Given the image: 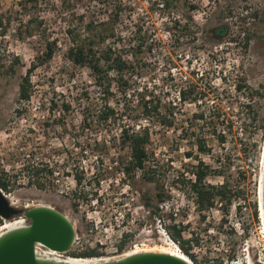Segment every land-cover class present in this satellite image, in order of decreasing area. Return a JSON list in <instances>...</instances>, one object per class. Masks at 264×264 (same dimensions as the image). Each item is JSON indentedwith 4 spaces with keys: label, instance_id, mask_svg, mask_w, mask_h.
I'll return each mask as SVG.
<instances>
[{
    "label": "rangeland",
    "instance_id": "1",
    "mask_svg": "<svg viewBox=\"0 0 264 264\" xmlns=\"http://www.w3.org/2000/svg\"><path fill=\"white\" fill-rule=\"evenodd\" d=\"M102 1L39 0L30 7L25 0H0V174L12 183L3 194L13 206L48 205L62 211L76 234L70 253L95 248L111 256L120 235L125 251L174 248L165 224L181 230L180 241L194 264L221 263L226 247L228 263L231 258L240 263L247 247L254 260L264 157V129L256 128L264 124V0H175L168 7H162L163 0H120L117 41L131 67L118 79L120 84L112 81L108 92L95 84L88 67L76 66L65 56L66 22L82 11L99 19ZM30 17L43 20L57 44L51 59L31 73L29 101L19 102L21 77L43 48L35 27L31 36L24 32ZM223 26L226 32L218 36L213 29ZM136 29L143 52L134 46ZM186 78L197 80V102L176 98ZM240 79L244 86L238 91L234 84ZM51 100L57 104L53 109ZM147 101L156 110L146 115ZM106 104L115 109L114 119L99 122L98 109ZM198 111L230 117L224 143L205 129L211 150L198 154L210 166L209 183L222 181L213 170L226 162L224 175L232 195L225 215L218 204L198 212L187 185L174 176L181 174L184 182L192 176L189 170L196 162L184 155L193 149L192 138L182 140L180 134ZM172 116V125L164 122ZM199 124L193 122L191 129ZM123 125L146 128L150 135L145 167L133 175L123 173L131 160L128 145L121 141ZM39 158L52 169L43 175L42 189L27 182V161ZM76 172L83 176L80 185L73 178ZM158 191L167 195L161 202ZM73 199L77 207L71 206ZM18 217L25 218L2 219L1 224Z\"/></svg>",
    "mask_w": 264,
    "mask_h": 264
},
{
    "label": "trees",
    "instance_id": "2",
    "mask_svg": "<svg viewBox=\"0 0 264 264\" xmlns=\"http://www.w3.org/2000/svg\"><path fill=\"white\" fill-rule=\"evenodd\" d=\"M39 0H25V5L35 6ZM175 0H163L162 7H168ZM103 7V13L99 19H95L93 15L87 16L85 11L79 13L75 19L66 22L65 34L68 39L67 47L65 50V56L76 66H86L90 69L92 77L97 86L102 87L105 91H109L111 83L113 80H117L120 84L121 77L125 69L131 67V64L125 61L118 46V35L116 33L117 26L120 20L121 1L120 0H104L101 3ZM194 8V5L190 6ZM35 21V23H34ZM34 23V24H32ZM2 25V19L0 17V27ZM35 30L39 31V38L42 43L43 48L40 49L35 54V60L31 62L29 67L26 69L25 74L21 77V80L18 84V96L17 100L19 102H27L31 97V73L36 68V66L46 63L51 59L55 52L57 38L52 36L48 29L46 28L43 20H35L31 17L27 19L25 27L27 28L26 36L33 35ZM226 27H216L215 32L218 36H223L226 32ZM137 30V29H136ZM135 30V37L133 38L135 48L139 52H143V44L140 41L141 35H138L140 31ZM21 29H17L18 37L22 38L23 33ZM146 31H144V35ZM144 38V37H143ZM246 36V41L248 40ZM138 40V41H137ZM130 56H133L134 53H129ZM120 81H119V80ZM244 79L238 80L234 84L236 90H241L244 86ZM179 91V99L184 101H194L197 102V93L198 84L197 80L194 78L188 79L186 86H181ZM256 93L258 91H255ZM149 100V99H148ZM64 108L69 109V105L66 103L62 104ZM57 104L55 101L51 100L49 108L53 109ZM248 107L251 105L247 104ZM143 108L145 114H149L151 110H156V105H150V102L143 103ZM16 113L20 114L21 109L16 108ZM115 109L110 105H104L102 108L98 109L96 119L99 122H109L111 119H114ZM87 119V118H85ZM188 125L181 130L180 138L183 140L185 138L191 139L190 144H192L193 149H188L184 151V155L187 158H193L195 164L193 168L189 170L192 175L189 178L181 179V174L174 175L176 177V182L184 183L187 185L189 192L192 194L193 202L195 203L198 212L203 213L211 209L214 206L221 211L222 214L228 211L231 204V195L232 191L229 187L228 180L225 178L224 170L226 168L225 160L219 164V169H214L215 174L223 177L222 181L219 183H209L207 181V176L210 174V166L207 165L198 154L210 153V146L206 141V136L204 133L205 129L211 130L215 133L216 140L222 144L226 139V132L231 129L230 117L228 113L224 112H210L205 113L204 111H198L192 113L189 117ZM199 121L197 129H191L193 122ZM168 125H172L174 122L173 116L168 118ZM218 124H223V127H218ZM217 128V130H216ZM226 128V129H225ZM256 128L264 129V124L261 121ZM120 136L121 141L124 144H127L130 150L131 160L127 162L123 168V173L127 175H133V172L136 170H142L145 167V164L148 159L147 144L150 140L149 131L146 128L141 130H135L132 127L123 125L120 127ZM196 151L197 154H194ZM220 162V161H219ZM26 169L27 173V182L34 184L37 188H44L46 185L44 174L52 173L51 165L46 163L44 159H37V161H27ZM73 178L76 185H80L82 182L83 176L81 173H74ZM176 183V184H177ZM12 183H10V177L0 174V188L4 192H10L12 189ZM176 187V185L174 184ZM157 201L161 202L166 198V194L158 191L156 193ZM144 205L149 206V202L144 200ZM77 200L73 199L71 201L72 207H77ZM156 210L158 207L156 206ZM156 215V211L154 212ZM203 216V215H202ZM254 216H257L256 209L254 206ZM2 223V218H0V224ZM165 229L167 230L169 236L172 240L178 243L179 249L188 256L191 260L193 255L188 251L189 249L184 246L180 241L181 230L176 229L174 225L164 224ZM173 231V232H172ZM125 244V239H121L118 248L122 249ZM75 257H95L99 256L100 253L95 248H88L80 253H70Z\"/></svg>",
    "mask_w": 264,
    "mask_h": 264
},
{
    "label": "water",
    "instance_id": "3",
    "mask_svg": "<svg viewBox=\"0 0 264 264\" xmlns=\"http://www.w3.org/2000/svg\"><path fill=\"white\" fill-rule=\"evenodd\" d=\"M261 172L260 200L264 217V157ZM19 215L27 218L28 223L0 233V264H191L183 257L157 251L88 262L42 258L34 250L36 243L60 252L71 247L75 234L72 221L62 211L48 205L13 206L0 189V218Z\"/></svg>",
    "mask_w": 264,
    "mask_h": 264
},
{
    "label": "built area",
    "instance_id": "4",
    "mask_svg": "<svg viewBox=\"0 0 264 264\" xmlns=\"http://www.w3.org/2000/svg\"><path fill=\"white\" fill-rule=\"evenodd\" d=\"M150 50H153V48H150ZM130 55V54H129ZM131 58V56H130ZM188 81V78L185 79V81H183V83H185L184 85L182 84L181 86H186V82ZM178 87L177 89V94H176V98L178 100L179 99V89L180 87ZM1 189V188H0ZM24 220L28 221L27 218H24ZM258 226H257V229L255 230V237L257 239V245H255V253H253V255L255 254V259L253 260L252 257L249 256L248 252H249V249L248 247L246 248L245 252L247 253V256L245 258H243L242 261H240V263L238 264H264V254L261 252L260 248L261 249H264V227H263V222H262V219L260 218V212H259V216H258ZM2 226V224H0V227ZM124 237L122 235H120L119 239H118V244H115L113 247H111V256H106V255H102V253H100L99 256H95V257H90V259H94V260H103V259H111V258H116V257H120L122 256L126 251L128 250H123L122 249H119L118 248V245L121 241V239H123ZM76 240V234H74V238H73V242L71 244V247L67 250V251H55V250H51L53 251L54 253H51V254H48V255H51V257H58L60 259H65V258H68V257H73L71 254H70V250L72 249L73 245H74V242ZM100 244L102 243L101 241H98ZM169 242L170 244H172V246L177 249L178 251H180L179 247H178V244L176 241L172 240L169 238ZM34 250L36 252V254L39 256V254H44V252L46 251H49L50 249L44 247L43 245L39 244V243H36L34 245ZM224 252L226 254V258L223 259L221 261V263L219 264H234V260L231 258L229 261L230 263H228V258H229V252H230V249L229 247H226L224 248ZM252 255V256H253ZM80 258V257H79Z\"/></svg>",
    "mask_w": 264,
    "mask_h": 264
},
{
    "label": "bare ground",
    "instance_id": "5",
    "mask_svg": "<svg viewBox=\"0 0 264 264\" xmlns=\"http://www.w3.org/2000/svg\"><path fill=\"white\" fill-rule=\"evenodd\" d=\"M262 173V172H261ZM260 189H261V180H260V186H259V211H260V218L262 219L263 222V227H264V217H263V209H262V205H261V200H260ZM10 204L14 205L13 202H10ZM27 207V206H26ZM28 221L24 220V218L22 217H18V218H14L12 220L6 221L5 223L2 224V226L0 227V233L3 232L4 230H8L14 227H18L21 225H25L27 224ZM140 251H157V252H165V253H169L172 255H177L179 257H183L185 258L188 262H190L191 264H194V262L188 257L186 256L184 253L174 249V248H170L168 246H158V247H154V248H135V249H130L129 251H127L126 253H124L123 255H128L131 253H135V252H140ZM54 253L53 251L49 250L44 252V254H39V257L42 258H48V259H55V260H63V261H69V262H88V261H95L94 259H90V258H79V257H68L65 259H60L58 257H51V254Z\"/></svg>",
    "mask_w": 264,
    "mask_h": 264
}]
</instances>
